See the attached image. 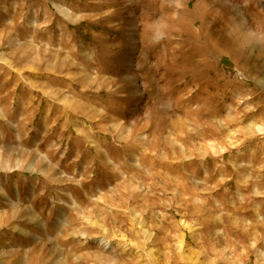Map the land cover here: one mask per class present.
I'll return each instance as SVG.
<instances>
[{"label":"rangeland","instance_id":"1","mask_svg":"<svg viewBox=\"0 0 264 264\" xmlns=\"http://www.w3.org/2000/svg\"><path fill=\"white\" fill-rule=\"evenodd\" d=\"M181 1L0 0V264H264V0Z\"/></svg>","mask_w":264,"mask_h":264},{"label":"bare ground","instance_id":"2","mask_svg":"<svg viewBox=\"0 0 264 264\" xmlns=\"http://www.w3.org/2000/svg\"><path fill=\"white\" fill-rule=\"evenodd\" d=\"M176 3H177L178 6L182 5V1H181V0H177ZM235 10H236L237 12H239V9H238V6H237V5L235 6ZM238 14H239V13H238Z\"/></svg>","mask_w":264,"mask_h":264}]
</instances>
